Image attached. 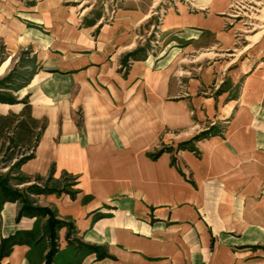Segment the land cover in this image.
<instances>
[{"label":"crops","instance_id":"obj_1","mask_svg":"<svg viewBox=\"0 0 264 264\" xmlns=\"http://www.w3.org/2000/svg\"><path fill=\"white\" fill-rule=\"evenodd\" d=\"M200 1L218 13L233 0ZM145 18L126 11L94 40L68 31V19H52L49 35L34 43L43 68L24 95L31 118L46 127L23 170L46 176L53 167L54 178H75L72 197L38 200L72 228L68 238L66 227L58 230L52 264H264V71H252L228 104L223 94L200 92L209 72L183 87L172 82L173 66L141 61L122 76L117 56L131 49ZM169 21L189 32L218 26L185 10ZM194 39L189 34L180 53L193 51ZM208 121L225 123V132L194 151L176 149ZM164 142L173 150L149 158ZM21 209L18 201L0 206V242L21 241L0 263L43 264L47 217L17 219Z\"/></svg>","mask_w":264,"mask_h":264},{"label":"rangeland","instance_id":"obj_2","mask_svg":"<svg viewBox=\"0 0 264 264\" xmlns=\"http://www.w3.org/2000/svg\"><path fill=\"white\" fill-rule=\"evenodd\" d=\"M199 2L201 3L200 0H0V181L4 180L6 186L20 196L13 201L20 202L23 207V202L29 200L35 210L42 209L51 213L38 203L39 197L68 194L74 190L75 178L70 176L72 179H68L66 175L54 178L53 167L46 176L28 175L23 170V166L34 158L46 127L44 120L34 121L31 118L24 88L31 68L34 72L43 68V54L34 43L39 37L49 35L50 21L68 19V31L75 32L78 39L80 34H86L88 40H94L97 34L112 26L124 12L143 14L146 18L132 32L135 34L133 46L117 56V71L122 76H126L130 66L136 62L148 61L149 64L156 65L157 62L164 61L163 64L173 66L174 74L171 79L177 86L185 87L191 80L200 82L203 74L209 72L210 84L200 89V92L211 94L214 99L223 94L225 103L235 102L242 84L250 77L251 72L258 66L264 71V0H233L226 11L218 13L201 10ZM183 10L197 18L204 16L207 20L211 19L218 26L208 30L195 28L189 32L186 28L170 24L169 20L176 19ZM189 34L195 36L191 41L194 50L180 53L188 44L185 38ZM172 49H176L174 53H171ZM32 60L33 66L27 67ZM19 123L25 125L26 129L21 128ZM225 129V123L208 121L189 140L175 144L176 149L194 151L195 143L224 133ZM205 133L207 135H203V139L193 141L196 136ZM38 134L40 137L35 142ZM173 145L164 142L153 155L156 152H171ZM52 189L59 194L50 193ZM28 215L47 217L49 251L52 234L48 225L49 215L39 212ZM52 218L61 223L54 229L57 239V232L61 227H66L67 234L70 235V225L55 219L53 214ZM42 240L43 238L38 240L37 244ZM80 244L78 240L68 241V245L81 251L83 247ZM53 259L54 256L52 262Z\"/></svg>","mask_w":264,"mask_h":264},{"label":"trees","instance_id":"obj_3","mask_svg":"<svg viewBox=\"0 0 264 264\" xmlns=\"http://www.w3.org/2000/svg\"><path fill=\"white\" fill-rule=\"evenodd\" d=\"M29 66H33V60L30 61L28 64H27V67ZM34 73V69L31 68V71L28 73V79H30V77L33 75ZM32 124H35L34 121H31ZM20 127L21 128H25L26 129V126L23 125L22 123H19ZM203 135H207L206 133L205 134H200L198 136H196L194 140H199V139H203ZM40 137V134H38L36 137H35V142L38 141ZM161 153V152H160ZM159 152H156L154 155L152 154L150 157L151 159H156L159 155H160ZM67 177L68 179H72L71 177H68V176H65ZM74 179V178H73ZM0 187H1V193H0V204L4 203V202H7V201H13L15 199H18L20 196L18 195L17 192L15 191H12L10 190L4 180L1 182L0 181ZM50 193H58L57 190H50ZM59 194V193H58ZM71 197L74 195L73 192H70L68 193ZM36 212H39V213H44L45 215H49V220H48V225H49V228H50V231H51V246H50V250L48 251V253L46 254L45 258H44V263L43 264H51L52 263V257L55 255L56 253V239H57V236L54 232V229L57 227H59L61 225V223L57 222L56 220H54L52 218V214L50 212H48L47 210H35L34 208L31 207V202L29 200H25L23 202V207L22 209L19 211L18 215H17V219L20 218L21 216L23 215H28L29 213H36ZM68 238V234L66 236ZM21 241L18 239V236L15 235V236H12V237H9L7 239H4L0 242V262L1 260L6 257L7 255H9V253L11 252V249L13 248V246L19 244ZM83 249L87 252H99V249L98 248H94V247H91V246H86V245H83V244H80ZM105 255V252L102 251L100 254H98L99 257H104ZM1 264V263H0Z\"/></svg>","mask_w":264,"mask_h":264}]
</instances>
